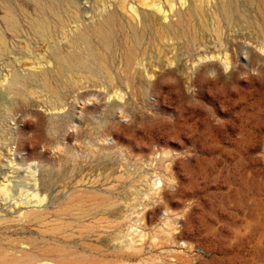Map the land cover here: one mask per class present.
Instances as JSON below:
<instances>
[{"label":"rangeland","instance_id":"374dc122","mask_svg":"<svg viewBox=\"0 0 264 264\" xmlns=\"http://www.w3.org/2000/svg\"><path fill=\"white\" fill-rule=\"evenodd\" d=\"M0 41V264H264V0H0Z\"/></svg>","mask_w":264,"mask_h":264},{"label":"bare ground","instance_id":"6f19581e","mask_svg":"<svg viewBox=\"0 0 264 264\" xmlns=\"http://www.w3.org/2000/svg\"><path fill=\"white\" fill-rule=\"evenodd\" d=\"M200 2V1H199ZM212 2H213V0H212ZM219 2H221V1H219ZM144 3V2H143ZM149 3V2H148ZM178 3H179V1H178ZM222 3V2H221ZM180 4V3H179ZM194 4H195V2H194ZM225 4V3H224ZM144 5H145V3H144ZM183 5V4H182ZM196 5V4H195ZM208 6V5H207ZM170 7H172V5H170ZM197 7V6H196ZM199 8H200V6H198ZM182 8V7H181ZM192 8V7H191ZM203 8V7H202ZM158 9V11H161V9L160 8H157ZM221 9H222V7H221ZM179 10V9H178ZM200 10V9H199ZM224 10V9H223ZM180 11V10H179ZM213 11V10H212ZM227 11V10H226ZM214 12V11H213ZM181 13V12H180ZM197 13V12H196ZM223 13H225V11L223 12ZM228 13V12H227ZM187 14H189L188 12H187ZM198 14V13H197ZM231 14V13H230ZM197 16V15H196ZM199 16V15H198ZM232 16V15H231ZM214 17H216V16H214ZM219 17V16H218ZM226 17H227V15H226ZM233 17V16H232ZM220 18V17H219ZM189 19H190V16H189ZM163 20V19H162ZM207 20V19H206ZM191 21V20H190ZM216 21V20H215ZM207 23H208V21H206ZM230 22H231V20H230ZM229 22V23H230ZM256 22V21H255ZM226 23H228V22H226ZM190 24V23H189ZM231 24V23H230ZM219 25V24H218ZM226 26V25H225ZM230 26V25H229ZM201 27H202V25H201ZM159 28V27H158ZM157 28V29H158ZM193 28V27H192ZM204 28V27H203ZM207 28H209L208 26H207ZM189 29V28H188ZM220 29V28H219ZM160 31H161V29H159ZM206 30V29H205ZM163 32V31H162ZM189 32H190V30H189ZM188 32V33H189ZM161 33V32H160ZM164 33V32H163ZM157 34V33H156ZM158 34H159V32H158ZM215 34H217V33H215ZM226 34V33H225ZM218 35V34H217ZM199 37H200V35H199ZM198 40V39H197ZM192 41H193V39H192ZM1 42V41H0ZM194 42H196V41H194Z\"/></svg>","mask_w":264,"mask_h":264}]
</instances>
